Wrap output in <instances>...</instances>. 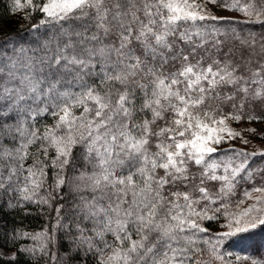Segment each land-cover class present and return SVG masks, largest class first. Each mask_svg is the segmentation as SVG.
I'll use <instances>...</instances> for the list:
<instances>
[{
    "label": "snow or ice",
    "instance_id": "1",
    "mask_svg": "<svg viewBox=\"0 0 264 264\" xmlns=\"http://www.w3.org/2000/svg\"><path fill=\"white\" fill-rule=\"evenodd\" d=\"M0 5V264H229L264 230V132L233 126L264 122V0Z\"/></svg>",
    "mask_w": 264,
    "mask_h": 264
},
{
    "label": "trees",
    "instance_id": "2",
    "mask_svg": "<svg viewBox=\"0 0 264 264\" xmlns=\"http://www.w3.org/2000/svg\"><path fill=\"white\" fill-rule=\"evenodd\" d=\"M2 7V5H0ZM25 25V30H27V22L21 21ZM18 27V25L13 22L9 25V30H15ZM232 27L239 29H243L245 32L249 31V29L245 28L243 25H232ZM255 32H258L259 29L253 30ZM43 123H51V118H47ZM28 163H31V161H28ZM255 184H261L259 177H257L255 180L248 181L247 183L242 184L237 188L235 196H233L230 200V203L232 205H235L237 201L244 199L243 192L245 190L252 191L253 186ZM32 215H19L16 217V223L20 225L22 223V226L27 228L28 230H38L40 227H42L47 222V217L40 215L39 210L36 209L35 206H32ZM223 216H221L222 218ZM220 218V220H221ZM220 220L218 222H212L215 225V228L217 230L220 229ZM12 227L11 219L9 218V224L8 228L10 229ZM135 238V237H134ZM109 239L111 237L109 236ZM221 251L225 255V258L228 259L229 255L234 251H241L246 254H248L250 257H260L264 256V230H254L251 234H243V237H237L234 238V242L229 245L227 248H223L221 246Z\"/></svg>",
    "mask_w": 264,
    "mask_h": 264
},
{
    "label": "rangeland",
    "instance_id": "3",
    "mask_svg": "<svg viewBox=\"0 0 264 264\" xmlns=\"http://www.w3.org/2000/svg\"><path fill=\"white\" fill-rule=\"evenodd\" d=\"M217 14L218 15H224V16H236L237 15L236 13L224 12V11H218ZM233 126L237 130H243V129H246L249 127H255L260 132H264V122L254 123V124H248L246 122H241L238 124H234ZM245 134L247 135V133H245ZM251 139H252V143L248 146L247 150L251 151V150L256 149V148L264 147V140H261V139L256 138V137H252ZM234 143H235V146L237 148L242 147V145L239 141H236ZM225 147H228V145H225ZM260 186H261V184H259V185L255 184V186H253V187H260ZM253 195H257V194L253 193ZM243 200H244V204L241 205V207H244V206H247V205L254 203V200H252V199L244 198ZM233 210H237V209H235V205H233V207L229 209V211H233ZM225 222H226L225 218L222 217L219 223H220V225H223ZM237 256L244 257V256H249V255L244 253V252H241V251H234L229 255V258L226 260L229 261V264H245V261L243 259H241L240 261H237L236 260ZM217 264H219V262H217Z\"/></svg>",
    "mask_w": 264,
    "mask_h": 264
}]
</instances>
